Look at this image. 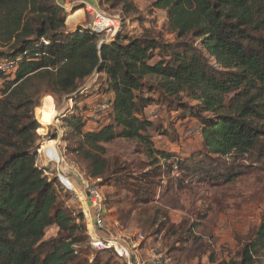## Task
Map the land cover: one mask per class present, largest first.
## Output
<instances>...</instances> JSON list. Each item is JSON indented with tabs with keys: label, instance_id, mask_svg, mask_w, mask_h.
I'll use <instances>...</instances> for the list:
<instances>
[{
	"label": "trees",
	"instance_id": "1",
	"mask_svg": "<svg viewBox=\"0 0 264 264\" xmlns=\"http://www.w3.org/2000/svg\"><path fill=\"white\" fill-rule=\"evenodd\" d=\"M104 1L131 11L127 0ZM151 6L166 12L174 43H160L151 32L117 36L99 47L96 34L69 33L56 0H0V61L15 66L11 73L0 72V264H90L78 250L88 240L82 214L59 206L60 182L36 165L40 127L34 110L46 94L75 103L80 87L96 71L104 77V117L111 124L86 130V106L80 115L63 119V139L75 142L66 155L87 161L84 171L90 179L101 182L115 172L101 144L123 139L139 143L148 155L156 153L150 133L158 128L144 118L154 91L173 98L181 117H195L201 132L202 150L175 157L178 176L172 180L178 189L264 171V124L256 123L264 111V0H154ZM155 51L161 59L150 64ZM151 78L157 79L155 85L144 83ZM157 155L165 161L160 167L172 172L168 161L173 156ZM157 164L149 165L152 177H160ZM154 184L152 178L139 180L140 203L150 202ZM50 228L57 229V236L44 240ZM262 250L264 208L261 224L236 259L218 262L211 254L208 262L256 264Z\"/></svg>",
	"mask_w": 264,
	"mask_h": 264
},
{
	"label": "rangeland",
	"instance_id": "2",
	"mask_svg": "<svg viewBox=\"0 0 264 264\" xmlns=\"http://www.w3.org/2000/svg\"><path fill=\"white\" fill-rule=\"evenodd\" d=\"M153 1L127 0L131 4V11H128L122 5L97 0L99 12L118 20L113 39L104 34L100 38L102 43L108 44L117 36L121 39L137 38L151 32L160 43H174L175 37L167 29V14L154 9L151 6ZM66 9L69 11L68 7ZM66 19L67 30L74 26L85 30L92 23L88 15ZM157 52L153 53L150 64L161 59ZM103 78L102 74L94 73L86 80L75 103L71 98L56 99L46 94L34 110L35 121L40 127L37 130L36 165L47 169L45 174L48 178L58 176L57 180L62 183V188L56 187L59 206L74 216L82 214V200L73 191L78 192L79 189L81 192L80 178L91 180L104 203L107 232L125 241L142 259L157 258L161 264H209L211 254L218 262L236 259L243 243L253 238L262 221L264 171L251 170L230 182H191L185 189H178L172 180L178 176L175 157L188 158L202 150V140L195 117H181L176 107L171 105L173 98L154 91L150 94L154 102L144 111V118L158 128L156 133H150L152 149L156 153L148 155L139 143L123 139L101 144L104 159L115 166L114 175L108 180L96 182L90 179L84 171L88 162L78 155H66V147L74 148L75 142L63 139L67 133L63 128L64 118L76 116V113L80 115V109L86 106L88 111L82 115L86 130L99 131L111 124L110 117H104L108 107L103 101L108 95L102 94L105 90ZM156 82L155 78L144 80L149 85ZM2 83L1 80L0 88ZM230 97L232 95L227 100ZM181 98L183 103L193 105L188 99ZM256 123L264 124V111L263 120ZM157 152L173 156L168 161L173 165L172 172L160 167L165 161L158 157ZM57 156L66 165L64 172L55 162ZM154 160H158L156 166H159L160 177L149 174L154 169L149 168ZM142 178H152L155 182L147 204L140 203L136 196L137 184ZM72 185L75 186L73 191L69 190ZM83 219L88 231V221L84 216ZM56 236L57 229L50 228L44 240ZM139 236L144 239L140 240ZM85 246H88V240L78 250L86 253L90 264L118 263L111 253L96 252L89 246L87 250ZM256 258V264H264V250Z\"/></svg>",
	"mask_w": 264,
	"mask_h": 264
},
{
	"label": "built area",
	"instance_id": "3",
	"mask_svg": "<svg viewBox=\"0 0 264 264\" xmlns=\"http://www.w3.org/2000/svg\"><path fill=\"white\" fill-rule=\"evenodd\" d=\"M56 3L62 9L66 18L70 19L73 16L75 17V15H78V11H72V7L69 6L68 3H65L64 0H56ZM85 6V10H82L83 13L81 12V15H88L92 19V23L85 28V31L96 34L99 37L98 45L100 47L101 44H105V42L102 43V40H100L104 34L109 36V39H113L118 28V20L116 18H108L99 12L97 0H92L90 4H85ZM67 7L69 8V11L66 9ZM72 30L75 32L79 29L69 28V33H73L71 32ZM14 69L15 66L11 63L7 61L0 62V72L11 73ZM56 178L59 180L58 176H56ZM80 179L82 190L78 195L83 204L82 214L86 221H88V246L96 252L111 253L120 263L123 264H161L160 260L157 258L142 259L133 252L131 247L125 241L107 232L105 225V207L102 197L96 186H94L93 181L84 178ZM95 181L98 182L99 180ZM139 239L143 240L144 238L139 236Z\"/></svg>",
	"mask_w": 264,
	"mask_h": 264
},
{
	"label": "crops",
	"instance_id": "4",
	"mask_svg": "<svg viewBox=\"0 0 264 264\" xmlns=\"http://www.w3.org/2000/svg\"><path fill=\"white\" fill-rule=\"evenodd\" d=\"M64 2L68 3L69 6L72 7V11H78V15H81V12L83 13L82 10H85V7H86L85 4H90L92 0H64ZM79 5H81L80 8H78ZM73 28L75 29L77 28V26H74Z\"/></svg>",
	"mask_w": 264,
	"mask_h": 264
},
{
	"label": "bare ground",
	"instance_id": "5",
	"mask_svg": "<svg viewBox=\"0 0 264 264\" xmlns=\"http://www.w3.org/2000/svg\"><path fill=\"white\" fill-rule=\"evenodd\" d=\"M58 157V156H57ZM55 162L59 165V167H61L62 168V172H64V170L66 169V165H64L63 163H62V159L60 158V157H58L57 159H55ZM61 164V165H60ZM59 169V168H58ZM60 171V170H59ZM78 184H80V190H82V187H81V179L79 180V183ZM73 188H75V186L74 185H72V188H69L71 191H73ZM77 191L78 192H76V191H73V193L74 194H76V195H78L79 194V189H77Z\"/></svg>",
	"mask_w": 264,
	"mask_h": 264
},
{
	"label": "water",
	"instance_id": "6",
	"mask_svg": "<svg viewBox=\"0 0 264 264\" xmlns=\"http://www.w3.org/2000/svg\"><path fill=\"white\" fill-rule=\"evenodd\" d=\"M96 73H97V71H96ZM74 171V170H73Z\"/></svg>",
	"mask_w": 264,
	"mask_h": 264
}]
</instances>
